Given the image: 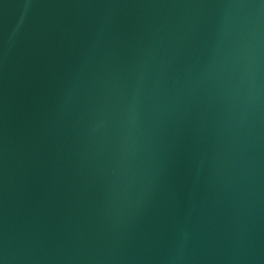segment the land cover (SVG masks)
Instances as JSON below:
<instances>
[{
    "label": "water",
    "instance_id": "95a60500",
    "mask_svg": "<svg viewBox=\"0 0 264 264\" xmlns=\"http://www.w3.org/2000/svg\"><path fill=\"white\" fill-rule=\"evenodd\" d=\"M0 264H264V0H0Z\"/></svg>",
    "mask_w": 264,
    "mask_h": 264
}]
</instances>
